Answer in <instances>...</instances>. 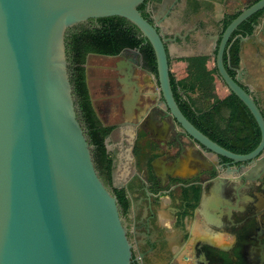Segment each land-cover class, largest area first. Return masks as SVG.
Listing matches in <instances>:
<instances>
[{
  "label": "water",
  "instance_id": "water-1",
  "mask_svg": "<svg viewBox=\"0 0 264 264\" xmlns=\"http://www.w3.org/2000/svg\"><path fill=\"white\" fill-rule=\"evenodd\" d=\"M145 1L0 0V264H130L127 225L96 169L70 82L65 38L88 21L119 17L135 26L154 52L157 95L183 135L205 153L264 170L263 115L241 85V70L231 77L224 63L232 35L264 10V0L229 23L215 54L220 80L260 131L259 144L246 155L221 147L180 111L166 48L175 39L159 34L157 16L152 23L142 17ZM123 83L127 119L139 122L141 87L131 79Z\"/></svg>",
  "mask_w": 264,
  "mask_h": 264
},
{
  "label": "flooded vegetation",
  "instance_id": "flooded-vegetation-1",
  "mask_svg": "<svg viewBox=\"0 0 264 264\" xmlns=\"http://www.w3.org/2000/svg\"><path fill=\"white\" fill-rule=\"evenodd\" d=\"M257 1L161 0L159 3H146L145 9L152 21L153 17H158L160 23L157 30L163 38H175L176 50L182 54L179 58L193 54L195 56L192 57L198 55L215 59L228 17L239 14ZM263 20L264 10L245 21L251 27V33L241 29L234 37V41L238 42L239 62L246 45H252L257 54L260 52L261 46L254 41L253 35ZM95 27H99L97 20L89 21L70 30L66 37L80 31V28ZM229 44L224 55L228 53ZM136 52L124 48L115 56L88 54L86 57L87 89L102 124L100 117L127 119L123 106L126 98L123 82L126 79L137 82L141 87V109L137 114L141 118L154 111L161 102L155 75L144 66ZM130 60L134 61L131 67L128 65ZM100 63L103 67L96 68ZM71 71L70 68L69 74ZM243 88L254 99L264 118V92ZM97 93L104 98H96ZM153 114L158 116L157 111ZM147 135L137 134L132 145V154L139 150V154H133L137 167L145 157L147 176H131L125 189L114 187L112 182V189L123 190L129 202L128 210L126 213L121 210V215L127 225L131 246L130 264H264V170L252 169L249 162L232 163L216 157L207 170L180 178L175 175L179 149L176 155L168 157L172 163L170 170L164 167L161 170L164 176H158L152 163L158 158L154 153L162 151V148L159 150L153 135ZM247 135L248 131L244 130L243 138ZM178 139L176 135H171L169 142L177 144ZM164 146L169 148L167 143ZM168 150L163 152L164 155ZM253 150L242 154L230 152L246 155ZM149 160L155 178L149 175ZM206 171L211 173L203 175ZM217 176L232 177L233 180L219 183L214 181ZM131 184L135 185L134 188ZM133 193L138 197L134 198ZM208 215L211 221L206 219Z\"/></svg>",
  "mask_w": 264,
  "mask_h": 264
},
{
  "label": "trees",
  "instance_id": "trees-1",
  "mask_svg": "<svg viewBox=\"0 0 264 264\" xmlns=\"http://www.w3.org/2000/svg\"><path fill=\"white\" fill-rule=\"evenodd\" d=\"M161 0H146L138 10L143 18L152 23L146 12L145 4L159 3ZM238 14L230 15L224 28ZM99 27L80 28L65 38V47L71 68L70 82L73 87L75 102L78 104V117L86 130L90 144L94 147L93 158L97 171L103 182L112 189L113 159L107 153L105 140L113 131V127H105L99 120L90 101L87 84L85 62L88 54L115 56L122 49L137 50L144 66L156 77L154 52L150 44L142 37L138 29L119 17L97 20ZM248 23H243L232 35L228 53L224 55V63L231 77L236 75L239 64L238 42L234 37L241 29L251 33ZM170 84L174 99L185 118L201 133L221 147L235 152L247 153L257 147L260 141L259 129L247 108L239 99L231 94L220 80L214 57L196 56L169 59ZM175 67L178 77L173 74ZM244 130L248 135L243 138ZM133 154H139L135 150ZM149 175L154 177L151 160ZM122 212L126 213L129 202L123 190L112 189Z\"/></svg>",
  "mask_w": 264,
  "mask_h": 264
},
{
  "label": "crops",
  "instance_id": "crops-1",
  "mask_svg": "<svg viewBox=\"0 0 264 264\" xmlns=\"http://www.w3.org/2000/svg\"><path fill=\"white\" fill-rule=\"evenodd\" d=\"M256 42L260 44V52H255L252 45L244 46L242 54L240 56V70L242 72L241 85L248 88L250 91L259 90L264 92V20L259 27V30L254 33ZM175 39V38H174ZM184 41V40H183ZM175 41L169 42L166 45L169 59H177L182 54L177 52L175 47ZM190 57L195 55H188ZM198 56V55H196ZM97 108V107H96ZM148 109V107H146ZM159 114H162V110L156 109ZM149 111L148 114L142 116L140 121L134 122V119H118V118H106L100 117L105 127H113V131L105 140V147L107 153L113 159V171L112 182L114 187L118 189H125L128 185L131 176L134 175H146L145 163L143 158L139 161L137 167L136 157L132 154V145L137 134L153 135L155 143L160 148L164 147L166 143H169L171 135L179 137L177 144L181 150L178 158V168L175 171V175L180 178H188L196 173L205 171L210 165L213 164L215 158L212 154L205 153L195 143L189 140L187 137L181 135L180 130H177L172 125L169 129L166 128L167 123L171 124L169 118H165L162 121H158L153 113ZM153 112V113H152ZM163 115V114H162ZM147 135V136H148ZM160 143H163L160 145ZM165 143V144H164ZM178 152L177 146L169 147L168 153L162 155V151L155 152L157 159L152 163L153 170L156 175L164 176L162 171L165 168L170 170L168 157L176 155ZM146 153V152H145ZM143 153V155L145 154ZM230 180H233L232 177ZM135 185L131 184V188ZM133 197L137 198L138 194L133 193Z\"/></svg>",
  "mask_w": 264,
  "mask_h": 264
},
{
  "label": "rangeland",
  "instance_id": "rangeland-1",
  "mask_svg": "<svg viewBox=\"0 0 264 264\" xmlns=\"http://www.w3.org/2000/svg\"><path fill=\"white\" fill-rule=\"evenodd\" d=\"M88 23H89V21H88ZM88 23H85V24H88ZM111 64H112V63H110L109 66H111ZM97 67H100V68H101V67H103V66H102L101 63H100V65H99V64L96 65V68H97ZM104 68H107V67H104ZM171 71L173 72L174 75H176V77H178V73H177L175 67L172 66V67H171ZM94 81H95V80H94ZM94 81H92V82H94ZM97 90H98V89H97ZM156 90H157V89H156ZM95 96H96V98H98V99H99V98H101V99L104 98L102 95H100V94H98V93H97ZM157 108H158L159 110H162V114H163V115H162V114H159V113L157 112V114H158V116H157V117H158V121H162V120H164L165 118H169V120L171 121V122H170L171 124H168V123H167L168 126H166V128L169 129V128L171 127V125H172V126H173L174 128H176L177 130H180V128L174 123V121H173L170 117L167 116L166 108L164 107V105H163L162 102H159V103H158V105L156 106L155 110H156ZM156 111H157V110H156ZM180 131H181V130H180ZM181 135H183L182 132H181ZM183 136H184V135H183ZM167 146H168V147L177 146V149H178V151H179V147H178V145H176L174 142H169V143H167ZM168 149H169V148H166V146L162 147V155H164L163 152H165V151L168 150ZM172 157H173V156H172ZM213 157L216 159V156L213 155Z\"/></svg>",
  "mask_w": 264,
  "mask_h": 264
},
{
  "label": "clouds",
  "instance_id": "clouds-1",
  "mask_svg": "<svg viewBox=\"0 0 264 264\" xmlns=\"http://www.w3.org/2000/svg\"><path fill=\"white\" fill-rule=\"evenodd\" d=\"M233 242H234V238H233Z\"/></svg>",
  "mask_w": 264,
  "mask_h": 264
}]
</instances>
